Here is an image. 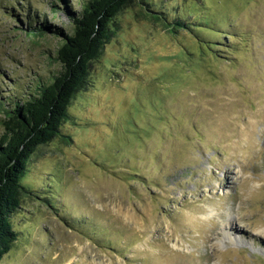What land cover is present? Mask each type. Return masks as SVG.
Returning a JSON list of instances; mask_svg holds the SVG:
<instances>
[{"label":"rangeland","instance_id":"rangeland-1","mask_svg":"<svg viewBox=\"0 0 264 264\" xmlns=\"http://www.w3.org/2000/svg\"><path fill=\"white\" fill-rule=\"evenodd\" d=\"M81 1L0 0L5 106L61 70L27 16L71 33ZM149 2L28 161L0 264H264V0Z\"/></svg>","mask_w":264,"mask_h":264},{"label":"trees","instance_id":"trees-1","mask_svg":"<svg viewBox=\"0 0 264 264\" xmlns=\"http://www.w3.org/2000/svg\"><path fill=\"white\" fill-rule=\"evenodd\" d=\"M134 2L151 6L149 0L81 1V10L68 14L73 26L71 33L45 22L38 24L35 17L27 16L26 35L32 38L52 35L60 39L54 59L61 70L49 82L28 88L30 93L26 98H8L9 106L0 101L3 114L0 117V262L18 236L11 217L20 208L28 161L39 147L59 136L70 118L69 109L76 95L86 87L92 64L113 37L116 17Z\"/></svg>","mask_w":264,"mask_h":264},{"label":"bare ground","instance_id":"bare-ground-1","mask_svg":"<svg viewBox=\"0 0 264 264\" xmlns=\"http://www.w3.org/2000/svg\"><path fill=\"white\" fill-rule=\"evenodd\" d=\"M233 221V220H232ZM230 222V221H229ZM226 224V223H225ZM233 222H231V223H229L228 224V226H224L223 227V230L225 231V233H228L229 235H231L230 233H229V231H231L234 227H233ZM233 236V235H232ZM230 238V237H229Z\"/></svg>","mask_w":264,"mask_h":264}]
</instances>
